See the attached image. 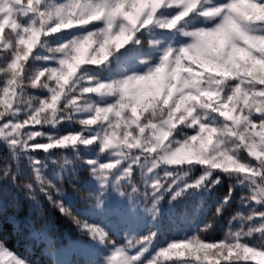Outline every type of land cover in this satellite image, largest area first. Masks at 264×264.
Returning <instances> with one entry per match:
<instances>
[{"label":"snow or ice","instance_id":"6c2138e0","mask_svg":"<svg viewBox=\"0 0 264 264\" xmlns=\"http://www.w3.org/2000/svg\"><path fill=\"white\" fill-rule=\"evenodd\" d=\"M0 149L49 264H264V0H0Z\"/></svg>","mask_w":264,"mask_h":264},{"label":"trees","instance_id":"16d2710c","mask_svg":"<svg viewBox=\"0 0 264 264\" xmlns=\"http://www.w3.org/2000/svg\"><path fill=\"white\" fill-rule=\"evenodd\" d=\"M79 128V125H74L71 128L68 126H65L64 131H75ZM0 154L6 153L3 151V149H0ZM82 178L84 180L88 179V176L86 173L82 174ZM65 187L67 188V191L69 194H72L74 196H77V199L80 201L78 207L80 208H86L87 204L84 203V197H86V193H80L77 195L73 189L67 186L65 184ZM227 191V184L225 183L222 186H218L216 192L213 194V196L208 200V204L206 206V215L204 217L205 220H210L214 224V228L211 232L207 234L208 239H220L223 236V233L226 228L227 224V218L233 214V212L236 210L238 206L237 204H233L232 208L225 212V215L221 219H215L214 217V210H215V204L216 201L219 200V198ZM22 195V193H21ZM165 208L167 205H164ZM195 207V202H190L188 206V211L191 212L193 208ZM181 211V208L178 206L177 212ZM29 215V207L28 203L25 200H20L19 204L17 205L16 202H11L3 211V213H0V226H2V233H0V238H3L6 242V246L18 252L20 255H22L25 258L31 259L34 264H49V258L48 256L43 254V249L45 245L42 242H37L33 240L30 237V225L27 222L26 218ZM8 217H15L14 222L9 223ZM57 217H59V214L57 213ZM61 224L63 225L61 229V235H67L70 237L71 240H76L78 238V234L68 220H61ZM37 228L40 227L39 224L36 225ZM164 231L165 234L171 235V229L170 226L167 223V218H165L164 221ZM62 243L67 245L69 243V240L64 239L62 240ZM77 259V257L73 258L72 260ZM81 264H82V258H81Z\"/></svg>","mask_w":264,"mask_h":264},{"label":"rangeland","instance_id":"374dc122","mask_svg":"<svg viewBox=\"0 0 264 264\" xmlns=\"http://www.w3.org/2000/svg\"><path fill=\"white\" fill-rule=\"evenodd\" d=\"M76 256H74V255H72V254H69L68 256H67V259H69V260H72L73 258H75ZM78 258V257H77Z\"/></svg>","mask_w":264,"mask_h":264}]
</instances>
